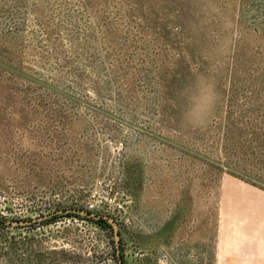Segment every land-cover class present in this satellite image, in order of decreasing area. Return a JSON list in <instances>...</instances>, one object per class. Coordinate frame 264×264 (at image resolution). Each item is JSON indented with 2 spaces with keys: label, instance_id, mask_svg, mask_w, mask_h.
<instances>
[{
  "label": "rangeland",
  "instance_id": "1",
  "mask_svg": "<svg viewBox=\"0 0 264 264\" xmlns=\"http://www.w3.org/2000/svg\"><path fill=\"white\" fill-rule=\"evenodd\" d=\"M90 204L127 264L264 263V0H0V220ZM18 223L0 264H115Z\"/></svg>",
  "mask_w": 264,
  "mask_h": 264
},
{
  "label": "flooded vegetation",
  "instance_id": "2",
  "mask_svg": "<svg viewBox=\"0 0 264 264\" xmlns=\"http://www.w3.org/2000/svg\"><path fill=\"white\" fill-rule=\"evenodd\" d=\"M64 216H74L77 218H84L86 220L92 221L93 223L94 221H99V220L105 221L110 226V230L105 231V232L108 233L109 235L108 237L110 241L112 259L114 260L115 264H127L124 259L123 248L121 247L123 243L122 232L120 229H118L119 227L116 221L114 219L99 215L96 213V211L87 210V209H84V210L60 209V210H55L51 213H48L47 215H39L38 217L27 218L26 220L14 221L10 223L7 221H4V224L5 226H10L11 223L19 222V223H26L28 224V226L32 228L35 225L40 224V223H42L43 225L51 224L55 222L57 219L62 218ZM52 220L53 222H50ZM114 226H115V231L117 234L116 240H115Z\"/></svg>",
  "mask_w": 264,
  "mask_h": 264
},
{
  "label": "crops",
  "instance_id": "3",
  "mask_svg": "<svg viewBox=\"0 0 264 264\" xmlns=\"http://www.w3.org/2000/svg\"><path fill=\"white\" fill-rule=\"evenodd\" d=\"M223 252V251H222ZM250 253V252H249ZM253 254H255V255H250V254H248V255H246V256H244V257H248V258H246L247 260L246 261H243V259L242 258H239L238 259V261H237V259L235 260L236 262H234V263H232V261L231 262H229L228 261V259H226L225 257H227V255H222L221 257H220V260H218V262H217V264H264L263 262H261V261H258V260H254V258H259V256L257 255L258 254V250H255V251H253L252 252ZM236 256V255H235ZM254 256V257H253ZM234 257V256H233ZM237 257V256H236ZM250 257H252V258H250ZM254 260V261H253Z\"/></svg>",
  "mask_w": 264,
  "mask_h": 264
},
{
  "label": "trees",
  "instance_id": "4",
  "mask_svg": "<svg viewBox=\"0 0 264 264\" xmlns=\"http://www.w3.org/2000/svg\"><path fill=\"white\" fill-rule=\"evenodd\" d=\"M75 216H77V215H75ZM50 222H53V220L50 221ZM94 223H95V225H97L99 228H101L104 231H109L110 230V226L105 221H103V220L94 221ZM4 227H6L5 224H4V221L3 220H0V229H3ZM8 246H11V245H8ZM9 251L11 252L12 256L15 255L14 253H12L11 247H10Z\"/></svg>",
  "mask_w": 264,
  "mask_h": 264
},
{
  "label": "built area",
  "instance_id": "5",
  "mask_svg": "<svg viewBox=\"0 0 264 264\" xmlns=\"http://www.w3.org/2000/svg\"><path fill=\"white\" fill-rule=\"evenodd\" d=\"M93 208V205H88V210H91Z\"/></svg>",
  "mask_w": 264,
  "mask_h": 264
},
{
  "label": "water",
  "instance_id": "6",
  "mask_svg": "<svg viewBox=\"0 0 264 264\" xmlns=\"http://www.w3.org/2000/svg\"><path fill=\"white\" fill-rule=\"evenodd\" d=\"M114 233H115V240L117 239V234H116V231H115V226H114Z\"/></svg>",
  "mask_w": 264,
  "mask_h": 264
}]
</instances>
